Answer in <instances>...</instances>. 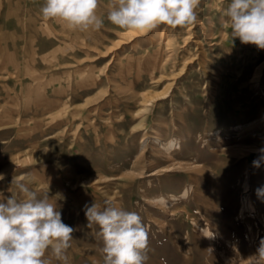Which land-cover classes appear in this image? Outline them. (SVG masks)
<instances>
[{
    "label": "rangeland",
    "instance_id": "obj_1",
    "mask_svg": "<svg viewBox=\"0 0 264 264\" xmlns=\"http://www.w3.org/2000/svg\"><path fill=\"white\" fill-rule=\"evenodd\" d=\"M230 2L201 0L195 26L143 33L112 25L109 0L99 31L45 18V0H0V195L22 199L25 176L38 196L48 192L76 229L69 264H104L85 211L108 200L142 217L146 264L258 257L264 50L232 43ZM45 259L62 264L50 249Z\"/></svg>",
    "mask_w": 264,
    "mask_h": 264
},
{
    "label": "clouds",
    "instance_id": "obj_2",
    "mask_svg": "<svg viewBox=\"0 0 264 264\" xmlns=\"http://www.w3.org/2000/svg\"><path fill=\"white\" fill-rule=\"evenodd\" d=\"M200 3L201 0H109L107 20L120 29L143 33L161 25L173 29L195 26ZM99 6L100 0H45L40 11L45 18L62 20L73 30L99 31L104 27V19L97 14ZM224 13L232 43L239 38L242 44L264 50V0H231ZM259 152V158L252 161L255 168L264 162V148ZM30 184L29 177L17 179L22 199L0 195V264H48L45 254L49 249L62 264H69L67 250L76 229L62 221L56 202H49L48 192L41 198ZM256 192L264 195V186ZM105 204L101 208L93 203L85 211L88 222L101 230L104 264H146L149 238L142 217L118 207L114 201ZM257 253L253 264H264V239Z\"/></svg>",
    "mask_w": 264,
    "mask_h": 264
},
{
    "label": "bare ground",
    "instance_id": "obj_3",
    "mask_svg": "<svg viewBox=\"0 0 264 264\" xmlns=\"http://www.w3.org/2000/svg\"><path fill=\"white\" fill-rule=\"evenodd\" d=\"M3 53H4V50L1 49V50H0V57H1V55H3ZM11 53H12V52H11ZM12 54H13V53H12ZM8 56H9V55H8ZM160 56H161V55H160ZM1 59H2V58H1ZM4 59H6V56H5ZM7 60H8V59H7ZM12 60H13V59H12ZM9 61H10V60H9ZM15 61H16V60H15ZM13 64H14V63H13ZM15 64H16V63H15ZM8 65H9V64H8ZM43 85H45V84H43ZM36 86H38V84H37ZM29 87L32 88L31 85H30ZM29 87H28V88H29ZM34 87H35V86H34ZM39 87H40V86H39ZM41 87H42V85H41ZM41 87H40V88H41ZM35 88H36V87H35ZM33 89H34V88H33ZM27 91H28V89H27ZM29 91H30V90H29ZM33 91H34V90H33ZM35 91H36V90H35ZM36 92H37V91H36ZM64 113H65V112H64ZM64 113H63V114H64ZM63 114H62V115H63ZM64 115H65V114H64ZM33 149H34V148H33ZM35 155H36V152H33V153H32V157H34ZM42 156H45V157L47 158V157H50V156H52V155H48V153H46V155L44 154V155H42ZM42 156H41V157H42ZM50 158H51V157H50ZM52 158H53V160L58 161V158H57V157H53V156H52ZM59 167H60V168L63 167V164L60 163ZM65 169H66V168H65ZM65 169H64V170H65ZM64 173H66V171H65ZM49 177H50V176H49ZM52 177H53V176H52ZM56 178H58V177H56ZM69 178H70V177H69ZM92 179H93V178H92ZM95 179H96V178H95ZM95 179H94V181H97V180H95ZM98 179L100 180V178H98ZM30 180H31V178H30ZM88 180H89V179H88ZM31 181H32V180H31ZM53 181H54V179H53ZM79 181H80V180L77 179V182H76V183H77L78 185H79ZM83 181H84V180H83ZM86 181H87V180H86ZM92 181H93V180H92ZM34 182H35V181H34ZM87 183H89V182L87 181ZM37 184H39V183H37ZM40 184L43 185V186H44L45 188H47V189L53 188V187H51L52 184H53V182H50V181H48V180H44L43 182H42V180H41V183H40ZM56 184H57V183H56ZM80 184H81V183H80ZM38 187H39V186H38ZM43 189H44V188H43ZM97 189H98V188H97ZM53 190H54V189H53ZM101 190H102V189H101ZM47 191H48V190H47ZM51 191H52V190H51ZM54 191H55V190H54ZM59 192H60V191H59ZM55 193H56V192H54V194H55ZM60 193H61V192H60ZM60 193H59V194H60ZM60 196H61V195H60Z\"/></svg>",
    "mask_w": 264,
    "mask_h": 264
}]
</instances>
